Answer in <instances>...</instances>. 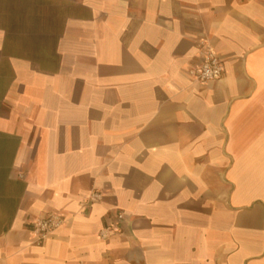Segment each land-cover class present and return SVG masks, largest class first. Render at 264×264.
<instances>
[{"label":"crops","instance_id":"0c3cea01","mask_svg":"<svg viewBox=\"0 0 264 264\" xmlns=\"http://www.w3.org/2000/svg\"><path fill=\"white\" fill-rule=\"evenodd\" d=\"M0 264H264V0H0Z\"/></svg>","mask_w":264,"mask_h":264},{"label":"built area","instance_id":"2783aa9c","mask_svg":"<svg viewBox=\"0 0 264 264\" xmlns=\"http://www.w3.org/2000/svg\"><path fill=\"white\" fill-rule=\"evenodd\" d=\"M224 74V65L221 60L213 53L209 52L204 58L203 63L194 73L195 79L200 82H213L222 78ZM94 199L100 197L95 194ZM119 218H122L121 216ZM64 224V220L57 214L51 213L44 218L38 219L33 224V233L36 235L38 242L47 241L51 235L58 231ZM111 231L106 228L101 232V236L105 237L106 232Z\"/></svg>","mask_w":264,"mask_h":264}]
</instances>
